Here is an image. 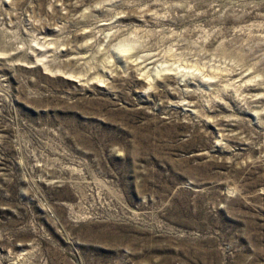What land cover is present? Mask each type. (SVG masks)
<instances>
[{
  "label": "rangeland",
  "instance_id": "obj_1",
  "mask_svg": "<svg viewBox=\"0 0 264 264\" xmlns=\"http://www.w3.org/2000/svg\"><path fill=\"white\" fill-rule=\"evenodd\" d=\"M0 264H264V0H0Z\"/></svg>",
  "mask_w": 264,
  "mask_h": 264
}]
</instances>
